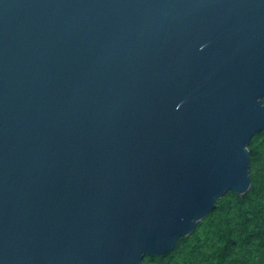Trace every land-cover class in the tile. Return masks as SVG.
Masks as SVG:
<instances>
[{
	"label": "water",
	"instance_id": "1",
	"mask_svg": "<svg viewBox=\"0 0 264 264\" xmlns=\"http://www.w3.org/2000/svg\"><path fill=\"white\" fill-rule=\"evenodd\" d=\"M264 131V0H0V264H143Z\"/></svg>",
	"mask_w": 264,
	"mask_h": 264
},
{
	"label": "trees",
	"instance_id": "2",
	"mask_svg": "<svg viewBox=\"0 0 264 264\" xmlns=\"http://www.w3.org/2000/svg\"><path fill=\"white\" fill-rule=\"evenodd\" d=\"M250 190L227 193L175 249L150 264H264V131L250 146Z\"/></svg>",
	"mask_w": 264,
	"mask_h": 264
},
{
	"label": "rangeland",
	"instance_id": "3",
	"mask_svg": "<svg viewBox=\"0 0 264 264\" xmlns=\"http://www.w3.org/2000/svg\"><path fill=\"white\" fill-rule=\"evenodd\" d=\"M160 257V256H159ZM156 258H158V257H156ZM155 258V259H156ZM146 261V259L144 260V262H143V264H150L151 262L153 263V262H155L156 263V261H149V262H145Z\"/></svg>",
	"mask_w": 264,
	"mask_h": 264
}]
</instances>
